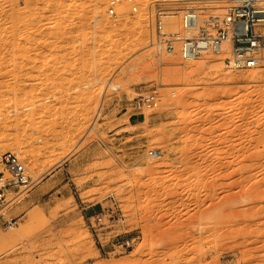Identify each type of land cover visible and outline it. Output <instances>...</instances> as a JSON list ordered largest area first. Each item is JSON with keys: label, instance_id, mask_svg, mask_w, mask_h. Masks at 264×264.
<instances>
[{"label": "rangeland", "instance_id": "374dc122", "mask_svg": "<svg viewBox=\"0 0 264 264\" xmlns=\"http://www.w3.org/2000/svg\"><path fill=\"white\" fill-rule=\"evenodd\" d=\"M228 1L134 0L113 17L110 0H0V157L36 180L17 226L0 221V264H264V62L231 75L225 53L150 47V10ZM153 85L160 107L139 115Z\"/></svg>", "mask_w": 264, "mask_h": 264}, {"label": "built area", "instance_id": "2783aa9c", "mask_svg": "<svg viewBox=\"0 0 264 264\" xmlns=\"http://www.w3.org/2000/svg\"><path fill=\"white\" fill-rule=\"evenodd\" d=\"M123 5H130L132 12L138 11L134 0H110L109 15L117 17V8ZM222 11L210 13L205 8L191 5L178 14L173 9L156 7L149 12L150 47L159 55H178L184 63L209 54L225 53L228 56L225 65L229 70L234 69V63L240 64L239 72L261 66L264 62V0H230ZM173 15H179L180 19L173 22ZM172 27L179 30H172ZM132 106L139 115L157 110L160 107L159 86L136 91ZM149 155L156 159L162 154L152 150ZM35 183L18 154L8 151L0 157V221L5 230L17 226V218L10 216L9 211ZM105 218L106 213L102 210L95 214L91 223L98 239V230L105 224ZM133 243L134 240H127L117 245L130 248Z\"/></svg>", "mask_w": 264, "mask_h": 264}, {"label": "bare ground", "instance_id": "6f19581e", "mask_svg": "<svg viewBox=\"0 0 264 264\" xmlns=\"http://www.w3.org/2000/svg\"><path fill=\"white\" fill-rule=\"evenodd\" d=\"M173 18L176 19L177 17H176V16L174 17V15H173ZM174 22H175V21H174ZM146 47H149V45H147ZM227 57H228V56H226V58H227ZM192 62H193V61H192ZM164 63H165V62H164ZM166 64H169V63H166ZM170 65L172 66V68L174 69V71H176V72H181L180 69H177V68L174 67L175 63L173 64V63L171 62ZM233 66H234V69H230L229 72H230L231 75H236V74L239 72L241 66H240L239 63H234ZM169 190L171 191L172 188L169 189Z\"/></svg>", "mask_w": 264, "mask_h": 264}, {"label": "crops", "instance_id": "0c3cea01", "mask_svg": "<svg viewBox=\"0 0 264 264\" xmlns=\"http://www.w3.org/2000/svg\"><path fill=\"white\" fill-rule=\"evenodd\" d=\"M14 218H19V217H16V216H13ZM17 223H18V220H17Z\"/></svg>", "mask_w": 264, "mask_h": 264}]
</instances>
